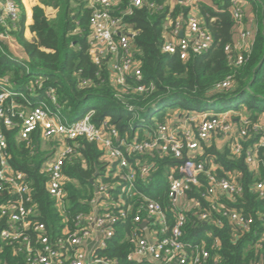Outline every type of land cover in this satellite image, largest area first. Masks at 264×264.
Masks as SVG:
<instances>
[{
    "label": "built area",
    "instance_id": "built-area-1",
    "mask_svg": "<svg viewBox=\"0 0 264 264\" xmlns=\"http://www.w3.org/2000/svg\"><path fill=\"white\" fill-rule=\"evenodd\" d=\"M83 2L89 10L88 55L94 65L105 66L109 71L115 96L121 99L123 94L151 93L154 85L142 82L143 74L136 57L137 32L124 20L131 8L141 7L144 0H130L129 8L121 11L118 0ZM244 5L243 0H231L229 8L234 21L233 44L224 49L228 54L235 51L236 64H240L243 54L250 51L255 33V28L244 25ZM19 14L14 0H0V24L5 27L0 31V48L10 39V31L15 29ZM181 30L183 36L179 37ZM212 41V35L201 26L198 15L190 13L185 23L176 22L169 38L165 37L162 51L176 54L185 61L207 51ZM229 86L227 78L216 88ZM15 94L17 91L8 78L0 77V193L5 198L0 204V251L8 247L16 258L14 264H119L116 257L100 252L108 247L129 218L133 228L125 232V240L133 247L127 254V261L206 264L210 257L217 260V254L210 250L218 247L219 238L213 237L209 247L205 239L186 240L188 213L218 228L226 223L234 238L251 231L256 221H264V212L257 211L255 217L246 215L234 204L244 190L238 181L241 174L237 170H226L205 151L219 139L232 157L243 158L249 170L258 173L262 167L264 171V115L251 119L243 112L233 115L230 109L216 111L212 106L204 110L174 109L173 119L168 118L167 111V117L159 122L157 117H152L158 108L154 103L153 110L145 115L151 123L142 124L138 122L144 120L138 110L126 103V110L133 113L134 119L121 134L109 117L94 123L92 110L69 122L56 103L53 88H48L44 94L55 109L44 101L21 110L13 103L8 107L11 115L17 113L21 119L16 134L18 142L29 141L34 133L53 142L49 147L53 149L52 155L42 164L41 172L59 222L48 226L41 220L40 204L28 176L10 163L5 131L13 128L14 123L4 104ZM77 139L94 143L104 165L101 171L95 170L91 179L93 197L82 201L87 209L69 216L65 189L69 178L63 169L66 159L77 150ZM160 166L166 169L167 204L143 190L145 186H156L155 176ZM251 189L259 198H264L263 179L255 181ZM143 221L146 223L141 227ZM204 234L210 238L212 231L206 229ZM258 239L264 241V230Z\"/></svg>",
    "mask_w": 264,
    "mask_h": 264
},
{
    "label": "trees",
    "instance_id": "trees-1",
    "mask_svg": "<svg viewBox=\"0 0 264 264\" xmlns=\"http://www.w3.org/2000/svg\"><path fill=\"white\" fill-rule=\"evenodd\" d=\"M19 7V20L15 29L10 31L26 54V59L15 58L6 45L0 48V77H7L17 94L6 99V113L11 117L14 127L6 130L7 151L10 163L16 169L26 173L35 188V199L39 202L41 220L48 226L59 222V215L51 206L45 191V177L41 172L42 164L52 155L53 149H42L43 139L39 133L32 134L29 141L16 140L21 119L17 113L11 115L9 105L13 103L19 110L39 104L41 101L52 104L44 92L53 88L56 103L63 116L70 122L92 110V121L99 123L109 117L121 134L133 113L127 111L125 104H133L139 116L152 111V104L164 105L170 101V107L178 110H204L218 105L214 110L240 109L251 119L264 115V0H243L251 7V19L255 25L254 40L244 59L236 64V53H226L225 46L233 44L234 21L230 14L231 0H199L196 11L200 24L212 35L209 49L201 54L192 55L182 61L176 54L162 51L164 33L171 32L176 22L185 23L192 7L184 1L144 0L141 7H132L124 16L133 30L137 32L134 44L136 57L143 74L142 82L153 83L154 90L148 94H123L119 99L116 89L110 84L109 71L105 66L94 65L88 55L89 47V10L83 0H41V3L57 9L54 18H47L43 9L35 5L32 9L33 22L29 26L36 38L28 41L23 36L24 11L20 0H14ZM119 11L129 8L130 0H118ZM150 4L153 6L150 7ZM168 24V25H166ZM185 29V24H183ZM5 27L0 24V31ZM26 67L29 70H26ZM230 79L227 89H217L216 85ZM35 80L38 81L35 83ZM133 83V80H129ZM82 82H85V84ZM38 84H41L39 87ZM33 87L32 90H29ZM235 101V102H234ZM53 105V104H52ZM52 105L50 107H52ZM55 109V106L53 107ZM17 111V109H15ZM157 121L162 122L166 112L159 113ZM48 142V141H47ZM51 143V142H50ZM76 152L70 155L64 164L63 172L69 180L65 182L68 195L70 216L87 206L83 200L93 197L91 179L96 169L103 168L101 152L94 143L77 139ZM52 144V143H51ZM51 146V145H50ZM226 170H237L238 181L243 185V193L234 204L246 215L257 216L264 212V198H259L251 189L252 184L264 180V171L258 173L249 170L242 157L234 158L227 148L217 149L215 144L205 149ZM164 169L159 167L155 176V187L145 186L143 190L156 200L167 204L165 197L166 182ZM0 193V204L4 202ZM264 220V219H263ZM133 224L130 218L121 225L108 247L100 253L116 257L119 264H135L126 260L133 247L125 240V232H130ZM210 229L212 236L206 237L204 230ZM264 230V221H256L251 231L234 238L232 229L226 223L218 228L198 221L192 212L187 214L185 239L198 242L205 239L207 246L213 237L219 238V245L206 264H264V241H258ZM8 247L0 251V263L14 264Z\"/></svg>",
    "mask_w": 264,
    "mask_h": 264
},
{
    "label": "crops",
    "instance_id": "crops-1",
    "mask_svg": "<svg viewBox=\"0 0 264 264\" xmlns=\"http://www.w3.org/2000/svg\"><path fill=\"white\" fill-rule=\"evenodd\" d=\"M20 1H21V5H22V8H23L24 14H25L23 28H22L23 29V36H24V38L26 40L33 41L36 38V36L29 29V26L33 22V19H32V9H33V7L35 5L40 6L43 9V11H44V13H45L47 18H54L56 16L57 9L52 7V6H47V5L42 4L41 0H20ZM178 1L179 2L184 1L186 4L191 5V7H192L191 13H197V11H196L197 10L196 9V2L199 1V0H178ZM174 2H175L174 0H170V5L173 6ZM244 4L246 5L245 2H244ZM251 22L253 23V21H251ZM253 24H252V26H253ZM166 25H168V24H166ZM184 32H185V30H184ZM164 36L166 37V39L169 38V32L166 31L164 33ZM6 46H7V49L9 50V52L15 58L21 59V60L26 59V54H25L24 50L22 49L21 45H19L17 43V41L14 38H12V36L6 42Z\"/></svg>",
    "mask_w": 264,
    "mask_h": 264
},
{
    "label": "rangeland",
    "instance_id": "rangeland-1",
    "mask_svg": "<svg viewBox=\"0 0 264 264\" xmlns=\"http://www.w3.org/2000/svg\"><path fill=\"white\" fill-rule=\"evenodd\" d=\"M197 14V13H196ZM252 17H251V7H250V5L247 3L245 6H244V25L246 26V27H250V28H255V26H254V24L251 22L252 21V19H251ZM200 21V20H199ZM252 24H253V26H252ZM235 102V101H234ZM216 106H218V105H213V107L215 108ZM212 107V108H213ZM158 108H160V112L159 113H163V112H167V111H169L168 112V114H169V117L168 118H175V112H174V110L170 107V101H168V102H166L164 105H159V107ZM232 112V114L233 115H235V114H237L239 111L240 112H242L240 109H230ZM152 117H153V119H155L158 115H157V112H153L152 113ZM143 117V119L144 120H142V121H138L139 123H142V124H150L151 123V121L148 119L149 118V116H142ZM43 144H42V142H41V144H40V146L42 145V149H46V148H48V147H50V145H51V143L53 144V142H51L50 143V141H46V140H43ZM213 143V142H212ZM213 144H215V146H216V148L217 149H220V150H222V149H224V145H223V143H222V141L221 140H219V139H217L216 141H214V143ZM164 179H162V181H163ZM1 264V263H0Z\"/></svg>",
    "mask_w": 264,
    "mask_h": 264
},
{
    "label": "water",
    "instance_id": "water-1",
    "mask_svg": "<svg viewBox=\"0 0 264 264\" xmlns=\"http://www.w3.org/2000/svg\"><path fill=\"white\" fill-rule=\"evenodd\" d=\"M183 36V31L181 30L180 32H179V37H182ZM91 182H92V180H91ZM145 221H143L142 222V224H141V227H143L144 225H145Z\"/></svg>",
    "mask_w": 264,
    "mask_h": 264
}]
</instances>
